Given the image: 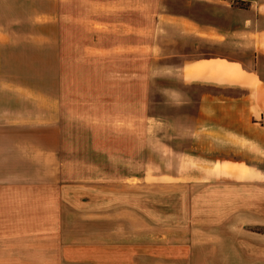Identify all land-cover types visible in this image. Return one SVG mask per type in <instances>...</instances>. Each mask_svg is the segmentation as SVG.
I'll return each instance as SVG.
<instances>
[{"label": "crops", "instance_id": "0c3cea01", "mask_svg": "<svg viewBox=\"0 0 264 264\" xmlns=\"http://www.w3.org/2000/svg\"><path fill=\"white\" fill-rule=\"evenodd\" d=\"M125 6L124 0H0V264H264V0H150L151 12L162 19L151 24L147 41L149 102L163 109L148 117L166 127L165 134L149 139L165 147L149 145L143 153L140 136L132 155L110 143L126 140L120 129L125 117L119 115L129 113L132 123L141 117L136 89L129 93V110L122 104L125 88L119 90L121 106L111 123L110 98L104 95L113 89L76 85L68 91L59 67L63 30H117L121 43L133 30L134 42L143 43L135 16L142 13V0H133L132 22L124 16ZM47 29L53 31V69L13 70L25 66L27 42L3 32ZM37 39L30 43L37 48L36 60L44 61L46 33ZM155 78L163 84L154 86ZM61 87L67 95H101L87 111V131L73 129L77 120L62 113ZM77 106L72 104V112ZM132 159L143 160L132 172L135 178L150 171L204 189L198 198L208 204V213L192 215L206 223L197 229V246L183 241L184 247L169 249L183 257L159 261L153 243L126 241L134 230L127 233L122 225L119 201L108 203L114 219L98 209L86 214L99 228L80 233L78 191H93L89 205L96 209L94 201H108L106 195L99 200L98 191L125 184ZM193 163L228 181L194 182L188 176ZM145 252L148 262H142Z\"/></svg>", "mask_w": 264, "mask_h": 264}, {"label": "rangeland", "instance_id": "374dc122", "mask_svg": "<svg viewBox=\"0 0 264 264\" xmlns=\"http://www.w3.org/2000/svg\"><path fill=\"white\" fill-rule=\"evenodd\" d=\"M126 1V6L124 10V16L129 18L128 21H133V0H124ZM150 0H142V13H136V20L140 21L142 24V39L143 43L137 44L133 40L134 32L129 33L130 37L127 39V42L121 43L119 41V34L117 30H103L97 28L95 30L91 29H67L61 32L59 39V67L61 73V85L72 91V88H75L76 85L80 89H88L93 87L95 90L100 91L102 86L106 88H111V94H105L109 96L111 113L108 116V119H111V123H114L118 118L116 115V110L121 104H117L118 92L124 87L126 91L125 95V107L127 110L132 107V101L129 99L130 91H133V88L136 89L138 95L136 96V105L139 103V98L141 99V117L135 120V123H132L133 116H130L129 113L122 116L119 115V119L125 117L126 127H121L120 129H125L126 140L121 141L119 144L117 142L110 143V146L122 150L126 155L133 154V148L135 146L136 151L138 150V140L142 136V152L144 153L146 146H156L158 148H164L165 145L161 142H150V135L155 132L165 134V124L156 126L155 123L151 122V117H148L153 111H161L163 106H152L149 102L150 100V64H149V45L148 38L150 33V26L155 22V20L161 21V14H155L150 10ZM155 10V6H154ZM158 12L159 9H158ZM68 19V18H67ZM66 24L70 26V21L67 20ZM101 27V26H96ZM70 28V27H69ZM43 33H46L45 40V60L37 61V48L31 44L38 43L37 37ZM4 36H13L21 43H25L26 48L29 52L23 53V60H25V66L17 68L14 66L13 70L16 69H37V65L40 68L53 69L54 59L51 56L55 51L54 39L51 37L53 31L47 29L44 31H4ZM120 42V45H117V42ZM93 43L95 45H93ZM97 43V44H96ZM35 49V52H34ZM141 52V54H139ZM109 55L105 56V55ZM120 55V56H119ZM106 58L105 61L102 59ZM95 59L99 60L96 61ZM103 62H101V61ZM124 69L122 71H114L117 69ZM110 70V72H108ZM103 71L104 72L103 74ZM156 83L153 85L163 84L162 78H155ZM158 82V83H157ZM62 88V113L66 117L77 120V125L73 129H81L85 131L87 127L85 124L89 123L90 117L87 114V111L91 109L89 106L93 103L100 102L97 98H101V95L96 94H68L65 89ZM117 91V92H116ZM114 92V93H113ZM69 96H74V98H69ZM98 96V97H97ZM77 97V99H76ZM91 99V98H93ZM78 104L74 109L75 112H72V104ZM66 106V107H65ZM101 106V104L97 105ZM64 107L66 109H64ZM100 112V108L97 109ZM114 113V114H112ZM117 116V118H116ZM83 124V125H81ZM164 127V128H163ZM87 131V130H86ZM113 134V133H111ZM136 135V138L133 136ZM124 153V154H125ZM128 158V157H126ZM127 161H129L127 159ZM126 163L125 166V175L126 182L122 186L115 188L110 186L111 189H102L98 191V199H105L107 196L108 201L99 202L94 201V208L92 209L89 205L90 194H93V191L89 190H79V201L77 207L78 215V229L81 230L80 233H84L87 229H98L99 226L93 227V224L89 221H86V214L92 213V211L102 214L103 211L106 217L114 219L113 210L111 203L120 202V213L124 216L122 220V225H126L127 233L131 230H134L133 237L131 239H126V241H141L142 247L147 245L150 246L153 243V248L155 251H158L159 261H170L175 258L183 257L182 254L178 253L173 254L169 251L171 247H184V242H189L190 245L196 244L197 246V229L199 225H205V222H198L192 217V215H199L202 213V217L207 214L208 204L198 198V194L204 193L203 188H199L198 185L188 186L186 182L183 181H171L159 179V176H155L150 173V171L144 172L140 177H133V170L143 167V160L141 164L138 162ZM129 164V165H128ZM197 166V164H191V168ZM206 165H200L199 168H193L190 171L189 175L194 182L198 181H228L227 178H220L218 176L219 172H206ZM205 169V170H204ZM188 172V171H187ZM142 177V178H141ZM150 177V178H149ZM141 178V179H138ZM114 181V180H113ZM123 183V182H122ZM114 188V189H112ZM109 193L111 195H109ZM96 194V193H95ZM114 196H113V195ZM92 204V201H90ZM116 207V205H114ZM103 210V211H102ZM188 214L190 215V220L188 221ZM184 220V221H183ZM96 221V220H95ZM113 221V220H112ZM125 221V222H124ZM89 222V223H88ZM111 223H115L114 221ZM110 224V223H108ZM134 224L136 227H133ZM208 232V231H207ZM122 233V232H121ZM120 233V234H121ZM126 233V234H127ZM133 231H131V234ZM150 235L152 237L150 238ZM135 240H134V239ZM84 241L85 238L83 237ZM139 243V242H138ZM143 251L145 249H142ZM148 252L142 253V262H148L146 257ZM209 257L213 258L214 255L210 253ZM185 257V256H184Z\"/></svg>", "mask_w": 264, "mask_h": 264}, {"label": "built area", "instance_id": "2783aa9c", "mask_svg": "<svg viewBox=\"0 0 264 264\" xmlns=\"http://www.w3.org/2000/svg\"><path fill=\"white\" fill-rule=\"evenodd\" d=\"M242 0H231L232 3H240Z\"/></svg>", "mask_w": 264, "mask_h": 264}]
</instances>
